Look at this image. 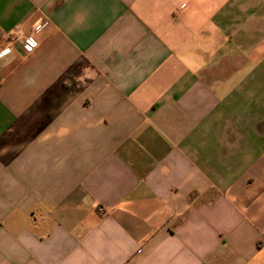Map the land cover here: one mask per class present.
Wrapping results in <instances>:
<instances>
[{
  "label": "crops",
  "instance_id": "crops-1",
  "mask_svg": "<svg viewBox=\"0 0 264 264\" xmlns=\"http://www.w3.org/2000/svg\"><path fill=\"white\" fill-rule=\"evenodd\" d=\"M0 264H264V0H0Z\"/></svg>",
  "mask_w": 264,
  "mask_h": 264
},
{
  "label": "built area",
  "instance_id": "built-area-1",
  "mask_svg": "<svg viewBox=\"0 0 264 264\" xmlns=\"http://www.w3.org/2000/svg\"><path fill=\"white\" fill-rule=\"evenodd\" d=\"M37 46L36 40L32 36H26L23 38V48L26 52H31ZM9 48H4L2 51L6 52ZM100 213H103V208L98 209Z\"/></svg>",
  "mask_w": 264,
  "mask_h": 264
},
{
  "label": "rangeland",
  "instance_id": "rangeland-1",
  "mask_svg": "<svg viewBox=\"0 0 264 264\" xmlns=\"http://www.w3.org/2000/svg\"><path fill=\"white\" fill-rule=\"evenodd\" d=\"M82 66H84V63H82L81 65H79V68H81Z\"/></svg>",
  "mask_w": 264,
  "mask_h": 264
}]
</instances>
